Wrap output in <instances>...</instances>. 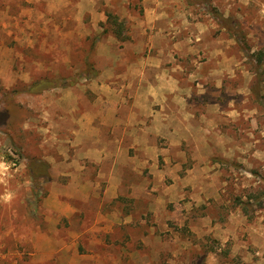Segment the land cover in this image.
<instances>
[{"label":"rangeland","instance_id":"1","mask_svg":"<svg viewBox=\"0 0 264 264\" xmlns=\"http://www.w3.org/2000/svg\"><path fill=\"white\" fill-rule=\"evenodd\" d=\"M64 1L0 0V264H264V76L254 55L264 0L187 1L180 52L166 63L181 65L173 74L193 134L133 171L146 193L138 183L114 199L99 179L89 191L80 183L97 169L71 145L72 114L96 111L93 83L112 76L61 85L86 61L111 63L94 49L115 24L95 30L86 0ZM97 2L122 32L139 33L130 19L142 17L141 0H128L126 14L121 0ZM40 79L58 86L29 92Z\"/></svg>","mask_w":264,"mask_h":264},{"label":"crops","instance_id":"2","mask_svg":"<svg viewBox=\"0 0 264 264\" xmlns=\"http://www.w3.org/2000/svg\"><path fill=\"white\" fill-rule=\"evenodd\" d=\"M86 1L90 24L93 29L102 30L106 13L97 0ZM184 1L141 0L142 17L138 16L136 21L130 19L139 33H125L120 28L118 37L110 32L97 42L95 55L112 58L107 67L97 68V75L112 77L110 81L93 83L91 92L96 111L83 108L73 113L75 128L71 130L76 157L97 169V179L86 178L80 182L88 191L92 184L104 182L103 196L114 199L143 183L139 188L146 193L145 181L142 182L145 178L130 177L139 168L154 167L161 154L159 147H180L185 136L193 134L194 115L187 110L183 86L173 74L181 70V65L176 61H170L171 65L166 63L176 60L175 54L180 52L177 37L180 29L176 21L182 16L185 19L182 11L188 12L185 6L188 0ZM128 5V0H121L122 14L130 12ZM123 50L127 51L128 62L124 70L117 71L116 57ZM76 161L71 164L76 166ZM86 161L79 163V167ZM103 165L106 171L102 170Z\"/></svg>","mask_w":264,"mask_h":264},{"label":"trees","instance_id":"3","mask_svg":"<svg viewBox=\"0 0 264 264\" xmlns=\"http://www.w3.org/2000/svg\"><path fill=\"white\" fill-rule=\"evenodd\" d=\"M106 16H107V23L111 26L115 24V28L112 29V32L118 37V34L120 33V28L122 26V23H117L116 20H114L111 15V13L109 11L106 12ZM111 21V23H110ZM106 30L108 29H104L103 32H105ZM94 40L92 41V44H91V48H93V45L95 44V41H97L99 39V36L97 37H94L93 38ZM256 56V67L258 66V68H255L256 70V74H257V81L259 82L260 81V75H263L264 76V49H260L258 50L255 54ZM97 75V69L95 68L93 62L91 61H86L84 63V68L81 69L79 72H76L68 77L65 78L66 80V83L61 85V86H74L75 84H77L78 80L81 78H85V79H91V78H94L95 76ZM55 86H58L56 85L55 83H53V80L51 79H40V80H37L35 82H32L30 83L28 86H27V90L31 93H41L42 91L44 90H47V89H50V88H53ZM257 93V90L256 92ZM40 165H38V173H44V171H42L41 168H39ZM32 169H34V165H31ZM36 167V166H35ZM37 172V171H36ZM42 173V174H43ZM34 174L36 175L35 171H34ZM255 197V200H258L260 198V195H256L254 196ZM246 209V207H245Z\"/></svg>","mask_w":264,"mask_h":264}]
</instances>
